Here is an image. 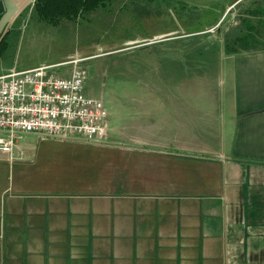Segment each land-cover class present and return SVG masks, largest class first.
Listing matches in <instances>:
<instances>
[{
	"label": "crops",
	"instance_id": "0c3cea01",
	"mask_svg": "<svg viewBox=\"0 0 264 264\" xmlns=\"http://www.w3.org/2000/svg\"><path fill=\"white\" fill-rule=\"evenodd\" d=\"M258 2L236 30H264ZM189 30L138 46H214L210 68L132 93L104 144L0 152V264H264V32L229 51Z\"/></svg>",
	"mask_w": 264,
	"mask_h": 264
},
{
	"label": "rangeland",
	"instance_id": "374dc122",
	"mask_svg": "<svg viewBox=\"0 0 264 264\" xmlns=\"http://www.w3.org/2000/svg\"><path fill=\"white\" fill-rule=\"evenodd\" d=\"M257 2L116 0L88 15L80 14L74 20L63 19L56 23L44 22L32 16V5L15 18L8 33L0 31V37L3 34V42L0 44V72L12 66L11 70L20 71L51 65L48 66V74L66 76L71 64L58 63L85 58L78 62L86 71L83 93L101 99L107 113L119 119L123 115L121 107L133 97L132 93L147 88L146 86L169 84L170 72V82L174 85L177 80L185 77L189 66L202 62L203 68L208 70L212 62L211 51L215 48H194L174 58L167 56V43H159L158 47L166 54L158 59L155 54L158 48L154 42L144 47H139L138 43L158 36H170L175 29L178 32L197 29L203 32L191 37L214 38L222 42L227 34L237 31L240 18L238 11L246 13ZM259 4L264 7V0L257 5ZM16 20L18 21L14 24ZM242 27L246 30V25L242 24ZM263 32L260 29L259 32L252 33L251 38L239 42L233 48H249V44L255 43L258 38L263 39L260 37ZM183 64H188V68ZM159 72L165 73L160 77ZM105 142L106 140L99 144ZM78 143L89 144L82 141Z\"/></svg>",
	"mask_w": 264,
	"mask_h": 264
},
{
	"label": "built area",
	"instance_id": "2783aa9c",
	"mask_svg": "<svg viewBox=\"0 0 264 264\" xmlns=\"http://www.w3.org/2000/svg\"><path fill=\"white\" fill-rule=\"evenodd\" d=\"M85 58L71 64L66 76L48 66L11 70L0 75V152L10 153L23 133L40 139L99 144L106 140L107 111L101 99L83 93Z\"/></svg>",
	"mask_w": 264,
	"mask_h": 264
},
{
	"label": "trees",
	"instance_id": "16d2710c",
	"mask_svg": "<svg viewBox=\"0 0 264 264\" xmlns=\"http://www.w3.org/2000/svg\"><path fill=\"white\" fill-rule=\"evenodd\" d=\"M115 1L116 0H35L33 4L29 7L27 6L24 10H28L33 5L32 16H36L44 22L56 23L63 19L74 20L80 14L88 15L93 10L103 8L107 4ZM246 14H248V10L246 11ZM17 21L18 20H16L14 24ZM244 25H246V30L241 32L240 30H237L224 37L223 46L226 50H235V48H233L235 45L244 40H248L253 36L249 31L251 28L245 20ZM13 26L14 25H12V27ZM2 42L3 40L0 44H2Z\"/></svg>",
	"mask_w": 264,
	"mask_h": 264
},
{
	"label": "water",
	"instance_id": "95a60500",
	"mask_svg": "<svg viewBox=\"0 0 264 264\" xmlns=\"http://www.w3.org/2000/svg\"><path fill=\"white\" fill-rule=\"evenodd\" d=\"M34 0H0V31L5 34L15 18ZM0 37V41L3 37Z\"/></svg>",
	"mask_w": 264,
	"mask_h": 264
}]
</instances>
